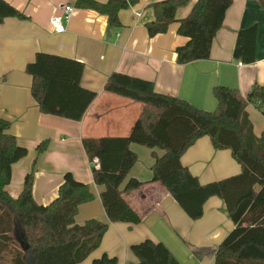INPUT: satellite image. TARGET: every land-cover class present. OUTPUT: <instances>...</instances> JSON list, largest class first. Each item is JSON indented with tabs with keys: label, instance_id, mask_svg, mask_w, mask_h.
Masks as SVG:
<instances>
[{
	"label": "trees",
	"instance_id": "16d2710c",
	"mask_svg": "<svg viewBox=\"0 0 264 264\" xmlns=\"http://www.w3.org/2000/svg\"><path fill=\"white\" fill-rule=\"evenodd\" d=\"M139 0H76L80 8L105 14L108 23L120 27L119 11ZM264 9V0H258ZM190 0H152L154 19L146 23L150 36L164 33L178 22V34L187 37L176 47L177 62L185 64L211 55V46L221 29L233 0H196L190 12L177 17ZM6 17L26 18L6 0H0V23ZM258 25L240 29L234 58L243 63L256 59ZM84 63L68 57L39 52L27 64L32 76L31 93L43 113L81 120L96 97L95 91L81 85ZM105 90L143 104L139 118L126 136L83 138L82 143L96 184L103 185L101 200L112 222L136 224L164 195H171L193 220L203 215L211 196L223 199L234 228L217 247L189 248L201 258L214 254L215 264H264V131L253 132L247 106L254 104L264 115V85L255 84L244 97L234 87L217 85L213 110L196 107L178 96L155 91L152 81L121 72L112 73ZM10 121L0 118V264H77L97 248L108 223L91 218L75 221L79 205L95 197L88 183L67 172L56 198L47 204L33 196V171L27 174L23 189L13 197L6 186L12 166L27 155V148L10 131ZM209 136L216 149H229L241 165L238 174L202 184L182 164L183 153L202 136ZM45 139L36 146L37 154L48 147ZM131 143L160 148L155 155L149 180L128 179L137 154ZM126 180V182H125ZM125 182V183H124ZM137 264H181L161 241L144 239L130 246ZM116 256L104 253L92 264H117Z\"/></svg>",
	"mask_w": 264,
	"mask_h": 264
},
{
	"label": "crops",
	"instance_id": "0c3cea01",
	"mask_svg": "<svg viewBox=\"0 0 264 264\" xmlns=\"http://www.w3.org/2000/svg\"><path fill=\"white\" fill-rule=\"evenodd\" d=\"M6 1L26 16L6 17L0 23V118L10 121L9 131L27 148V155L12 166L8 192L17 197L32 171L33 196L40 204L56 198L67 172L90 185L95 197L79 205L75 221L83 224L95 218L108 223V228L100 245L77 264H92L104 253L116 256L117 264H137L138 258L130 246L147 238L163 242L181 264H215L214 254L198 258L187 243L217 247L234 228L223 199L209 197L202 217L193 220L167 194L159 200V209H153L141 222H112L101 200L104 186L93 179L82 139L126 136L139 118L141 102L105 90V83L114 72L150 80L155 91L178 96L205 110L217 105L212 91L217 85L237 88L244 97L255 84L264 85V9L259 1L233 0L213 40L210 57L185 64L177 62L176 47L187 41V37L178 34V22L171 23L164 33L148 34L146 23L154 19L152 0H139L121 9L120 27L111 26L105 14L77 7L76 0ZM195 2L190 0L180 8L177 17L186 16ZM66 4H72L74 11L65 31L56 32L52 18L61 14ZM253 24L258 25L256 59L247 64L235 59L233 52L238 31ZM39 52L84 63L81 85L97 95L81 120L40 110L31 93L32 76L26 71L27 64ZM246 110L254 134L260 136L264 115L254 104ZM45 139L49 140L48 147L38 155L36 146ZM130 147L137 160L126 179L149 180L155 155H162L164 150L138 143H131ZM181 162L202 184L241 171L231 151L216 149L207 135L183 153Z\"/></svg>",
	"mask_w": 264,
	"mask_h": 264
},
{
	"label": "built area",
	"instance_id": "2783aa9c",
	"mask_svg": "<svg viewBox=\"0 0 264 264\" xmlns=\"http://www.w3.org/2000/svg\"><path fill=\"white\" fill-rule=\"evenodd\" d=\"M73 11H74V6L72 4H66L62 8L61 14L53 16L52 24L56 32L65 31L66 24L70 21ZM137 14L139 15L138 12Z\"/></svg>",
	"mask_w": 264,
	"mask_h": 264
}]
</instances>
